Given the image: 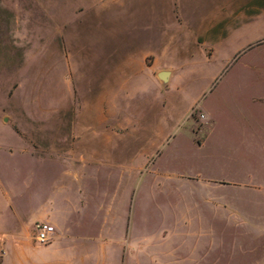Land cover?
<instances>
[{"label": "rangeland", "instance_id": "1", "mask_svg": "<svg viewBox=\"0 0 264 264\" xmlns=\"http://www.w3.org/2000/svg\"><path fill=\"white\" fill-rule=\"evenodd\" d=\"M0 181V264L61 193L66 264H264V0H0Z\"/></svg>", "mask_w": 264, "mask_h": 264}, {"label": "crops", "instance_id": "2", "mask_svg": "<svg viewBox=\"0 0 264 264\" xmlns=\"http://www.w3.org/2000/svg\"><path fill=\"white\" fill-rule=\"evenodd\" d=\"M124 52L125 51H123V54H122L123 56L121 58H124L125 55H127L126 53L124 54ZM136 63H138V61H136ZM139 64L142 66L146 65L144 63V57L142 58L141 63H139ZM123 71H125V70H123ZM171 77H172V74H170L168 81L170 80ZM112 132L113 133H110L111 135L112 134L114 135V133L117 135H120L122 133L121 130L119 131L120 133H117L115 131H112ZM17 136L20 137L19 134H17ZM20 138L24 142L22 137H20ZM2 190H3V184L0 181V194L3 192ZM41 201H43L42 202L43 206L41 205V207H43L42 210L45 211L44 214L46 216H48V221L50 222L47 224H50L53 227L55 226L59 230V234L55 237L54 241L50 245H48L44 248L47 249L48 251L56 253V255L58 257L57 261L59 264H66V261H63V259H66L67 257H70V256L75 255V254L77 255V254L81 253V251H82V253H81V255H82L83 250L81 249V247L78 246V244L75 247L70 246L68 244V242L71 241V233L75 232L76 229L77 230L81 229V228H83V230L87 229L88 226L93 223V221H97V217L99 216V212L97 211V214L94 215V216L98 215L95 218L93 216H90V217L86 216V218L82 217V215L84 214V211H82L80 209V206L78 204L76 205V203L73 201V199H72L71 195H69V193H61L58 195L57 194H52V195L50 194L49 196L42 198ZM7 207H8V201L6 199L5 204L0 205V245L2 242L5 243V240L2 241V239H5L4 237L8 238V235H7V233H8V231H7L8 220H7V216L4 215L5 212H8ZM42 210L38 211L39 212L38 216H40V214L42 213ZM37 220H38V218L36 217L33 220V224ZM38 247H41V246H38ZM22 249H23L22 254L24 255L25 254L24 247ZM43 261H45L46 264H52V261H50L48 259L43 260Z\"/></svg>", "mask_w": 264, "mask_h": 264}, {"label": "built area", "instance_id": "3", "mask_svg": "<svg viewBox=\"0 0 264 264\" xmlns=\"http://www.w3.org/2000/svg\"><path fill=\"white\" fill-rule=\"evenodd\" d=\"M37 231L36 240L41 244L50 243L55 236V228L47 223H37L35 225Z\"/></svg>", "mask_w": 264, "mask_h": 264}, {"label": "water", "instance_id": "4", "mask_svg": "<svg viewBox=\"0 0 264 264\" xmlns=\"http://www.w3.org/2000/svg\"><path fill=\"white\" fill-rule=\"evenodd\" d=\"M169 76H170V73L167 71H163V72L159 73V78L165 82L168 81Z\"/></svg>", "mask_w": 264, "mask_h": 264}]
</instances>
